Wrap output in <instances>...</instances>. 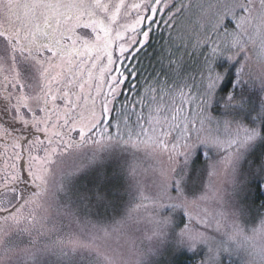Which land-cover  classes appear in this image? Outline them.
Instances as JSON below:
<instances>
[{"label":"snow or ice","instance_id":"1","mask_svg":"<svg viewBox=\"0 0 264 264\" xmlns=\"http://www.w3.org/2000/svg\"><path fill=\"white\" fill-rule=\"evenodd\" d=\"M252 186L264 0H0V264H240Z\"/></svg>","mask_w":264,"mask_h":264},{"label":"rangeland","instance_id":"2","mask_svg":"<svg viewBox=\"0 0 264 264\" xmlns=\"http://www.w3.org/2000/svg\"><path fill=\"white\" fill-rule=\"evenodd\" d=\"M161 162L164 167H168V162L165 159L161 158ZM177 166H179V162H177ZM170 179L171 174H169ZM218 186L224 189L228 195H232L231 182L226 183V178L223 173L218 177ZM244 191H247V188ZM251 191L252 199H254L253 186ZM246 207V205H240V209ZM240 209H236L235 215L229 217V219H234L240 225V231L238 233H232L227 226H222L221 233L227 232L233 238V247L238 249L240 264H264V223L259 221L252 223L250 215H242ZM24 239L26 240L27 238L25 237ZM137 241L134 249L126 247L121 250L123 264H149L151 255L149 248L145 246L146 242H140L139 236H137ZM18 243H20L21 247L26 246L23 242ZM180 257L177 256L176 261Z\"/></svg>","mask_w":264,"mask_h":264},{"label":"trees","instance_id":"3","mask_svg":"<svg viewBox=\"0 0 264 264\" xmlns=\"http://www.w3.org/2000/svg\"><path fill=\"white\" fill-rule=\"evenodd\" d=\"M253 191H254V199L258 196L261 199H264V194L257 192L254 186H253ZM176 262L177 264H192V262L189 261L188 258L184 256H181Z\"/></svg>","mask_w":264,"mask_h":264}]
</instances>
